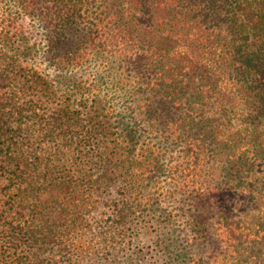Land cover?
<instances>
[{"label":"trees","instance_id":"1","mask_svg":"<svg viewBox=\"0 0 264 264\" xmlns=\"http://www.w3.org/2000/svg\"><path fill=\"white\" fill-rule=\"evenodd\" d=\"M176 170L213 184L189 209L207 264H260L264 0H0V264H144L133 213Z\"/></svg>","mask_w":264,"mask_h":264},{"label":"rangeland","instance_id":"2","mask_svg":"<svg viewBox=\"0 0 264 264\" xmlns=\"http://www.w3.org/2000/svg\"><path fill=\"white\" fill-rule=\"evenodd\" d=\"M40 67L46 73H49L50 77L52 76V69L45 63H42ZM108 92H111V90H108ZM159 133H161L160 130ZM182 148L181 141L172 144L168 143L165 148L168 153L165 160L171 159L168 155H173L171 160L176 161L182 153ZM229 178L230 175L228 174L227 179ZM4 184V179L0 177V211L8 207L2 190ZM212 185L210 181L199 185L187 173H183L182 170H176L171 171L168 175H163L157 186L154 185L147 188L149 192L154 194L152 199H156L154 207L157 208L155 211H145L141 221L134 219L136 215H139V212L133 213L131 222L140 233L138 241L144 249V253L141 256L144 264H169L171 262L169 257L174 256L177 257L173 262L176 264H207L210 248L203 244L199 234L191 227V224L195 220L199 221L201 217L192 208L191 210L189 209L190 206H195L192 205L196 203L195 198L204 192L205 187L208 189ZM119 189L120 191L122 189L121 183H115L106 190L89 189L95 199L94 208L89 212L82 213L89 235L90 231H97L100 226L110 222V218L113 216L112 204L114 198L120 195ZM244 195H247V192ZM244 195L241 196V199L245 197ZM241 208H243V205L238 206L236 211L240 212ZM15 210H17V207L10 209L9 213H14ZM21 212L26 215L28 210L22 209ZM214 212L221 213L219 209L208 210V217ZM166 215L168 218L171 216V222L166 219ZM171 242L173 243L172 245H170ZM166 244L168 245L167 248H165ZM262 252L258 251L250 256L246 254L241 256V259L245 260L247 258L252 263L264 264V253Z\"/></svg>","mask_w":264,"mask_h":264}]
</instances>
